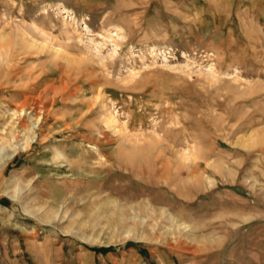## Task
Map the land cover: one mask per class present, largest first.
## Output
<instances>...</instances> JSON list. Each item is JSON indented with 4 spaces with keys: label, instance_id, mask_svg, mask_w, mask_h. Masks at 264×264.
Listing matches in <instances>:
<instances>
[{
    "label": "rangeland",
    "instance_id": "obj_1",
    "mask_svg": "<svg viewBox=\"0 0 264 264\" xmlns=\"http://www.w3.org/2000/svg\"><path fill=\"white\" fill-rule=\"evenodd\" d=\"M0 264H264V0H0Z\"/></svg>",
    "mask_w": 264,
    "mask_h": 264
},
{
    "label": "bare ground",
    "instance_id": "obj_2",
    "mask_svg": "<svg viewBox=\"0 0 264 264\" xmlns=\"http://www.w3.org/2000/svg\"><path fill=\"white\" fill-rule=\"evenodd\" d=\"M21 114H22V113L19 112L18 110H14V111H13V114H12V117H13V118H17V117H19ZM13 118H11V122H13ZM36 121H38V120H36ZM10 133H11V131H10ZM127 231H128V230H127ZM130 231H131V230H130Z\"/></svg>",
    "mask_w": 264,
    "mask_h": 264
}]
</instances>
